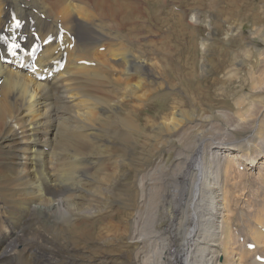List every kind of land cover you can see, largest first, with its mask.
Wrapping results in <instances>:
<instances>
[{
	"label": "bare ground",
	"instance_id": "6f19581e",
	"mask_svg": "<svg viewBox=\"0 0 264 264\" xmlns=\"http://www.w3.org/2000/svg\"><path fill=\"white\" fill-rule=\"evenodd\" d=\"M137 1L141 8L133 13L120 0H0V32L15 12L27 38L31 27L55 38L63 28L66 48L63 70L49 80L0 63V264H261L255 257H264V207L252 204L263 197L237 190L245 179L237 172L249 179L264 175V102L255 106L256 116L249 108L230 118L219 110L207 117L175 109L163 126L150 128L155 135L149 133L156 142L159 130L166 132L162 141L172 144L170 152L161 149L146 163L134 160L128 141L136 112L121 102L143 95L138 90L157 77L150 52L123 25L145 15L164 22L154 1ZM54 43L39 57L40 74L61 56ZM111 44L118 46L116 62L106 60ZM81 75L97 87L80 85ZM258 75L254 92L264 93V71ZM113 87L117 92L108 90ZM193 117L189 133L180 132ZM192 145L180 172L184 148ZM136 163L144 165L130 176ZM144 169L147 176H138ZM237 201L251 205V213ZM129 208L135 212L125 228ZM233 209L250 231L231 228ZM249 216L258 224L254 229L243 221Z\"/></svg>",
	"mask_w": 264,
	"mask_h": 264
},
{
	"label": "rangeland",
	"instance_id": "374dc122",
	"mask_svg": "<svg viewBox=\"0 0 264 264\" xmlns=\"http://www.w3.org/2000/svg\"><path fill=\"white\" fill-rule=\"evenodd\" d=\"M94 1L103 2L104 0ZM120 1L123 2L122 0ZM125 1H128L123 2L126 4V10L131 8L130 10L134 13L135 9L139 10L141 8L140 4L142 3L140 1ZM153 1L155 2V0H152V2ZM159 1V5L155 6L154 2L152 5L158 9V15L164 18L163 23L156 22L157 20L155 21V18H147L145 15V17L141 19L133 17L123 25L126 29L133 28L134 31L136 30V33L132 32L133 30L131 33L138 38V41L141 42V46H146L145 48L150 52L149 56L151 57V63H154L153 68L156 71H152V73L157 77L156 84L153 86L147 84L148 86H143L138 90V92L143 95L138 98H129L121 102L123 108L136 112L135 119L132 120L134 117L131 118L132 133L130 132V137H132L129 139L128 143L130 152L135 158L134 160L143 158L144 163H146L149 158L162 152V150H164L163 152H170L172 149L171 143L170 146L167 147L168 144L162 141L165 138L164 135L166 132L163 134L164 131L159 130L156 142L149 136L155 135L153 134L154 131H151L150 128L163 126L164 120L170 117L173 110L176 109L178 113L180 110L195 111L201 116L207 117H209V114L213 111L219 110L230 118L233 112H237L239 109L249 108L251 113L256 116L259 105H262V102H264V96L262 99L264 93L262 91L254 92L258 86V84H256V81L259 80L258 74L264 71V0ZM101 9L104 13H108L109 11L105 4ZM98 17L99 20H103L104 18ZM109 18L110 17H106L104 22L107 23V19ZM144 21H146V27L144 26ZM178 21H182L187 29L184 26L182 27ZM114 46L118 47L113 44L107 45V52L110 59L106 60L116 62V60L113 59L112 53V51L115 50ZM157 48L160 50L156 51ZM90 56L104 58L101 54H93ZM159 64L164 66V70L158 68ZM97 75L103 76L101 73ZM105 76L118 77L119 75L114 72L106 71ZM123 78L126 79V81L129 79L124 76ZM80 85L90 86L92 88L97 87V85L85 81L83 75H81ZM147 87L152 88L149 89ZM111 89L112 88H108V90L112 92H117L114 87L113 89H115V91ZM105 96V99L110 100L112 98V96L108 94ZM238 102L240 104H238ZM255 106H257L258 109ZM194 118L198 117L188 119V124H184L183 121L185 120H183L181 124L183 123L185 128L182 125L179 129L180 132H188L189 129H186V126L192 124V119ZM221 119L226 122V119ZM222 123L223 122L220 124ZM124 133L127 134L128 129H124ZM134 135L136 139L135 142ZM196 138L197 137L192 136L189 137V139H194L195 142L197 140ZM202 139L204 140L205 138L203 137ZM207 141L208 139L205 140L203 145L207 144ZM145 145H148V150H146L147 147ZM193 145L184 148L186 156L183 159L180 158L182 163L180 172L184 169L186 164L185 160L191 152ZM206 149L207 145H205V150ZM140 150L143 151L141 152ZM112 157L115 163L111 166L116 164L117 154H113ZM222 164L225 167V163L222 162ZM133 165V171L130 170V176H132L139 167H143L144 164L136 163ZM151 166L153 169V165ZM146 170L147 169L138 171L137 175L146 177ZM167 172L169 176L166 181L169 180L173 171L169 169ZM237 173V176H244L242 178H245L240 183L237 190L248 192L249 196L253 192L262 196V199L255 200L252 205H254V207L263 208L264 175L249 179L244 173ZM135 176L130 177L129 181H136L137 179H135ZM131 185L130 188L132 189ZM133 188L134 190L132 189V191L137 190V186H133ZM177 190H180V188L178 187ZM1 196L2 195H0V197ZM231 200L232 198L228 201ZM233 200H235L234 197ZM235 205L245 214L251 213L248 210L251 205L240 203V201H237ZM134 212V209L129 208L127 212L129 216L127 215V218L123 216L124 219H126L125 225L123 224L125 228L128 217L130 218V216H132L131 213ZM232 212L231 228L236 232L250 231V229L241 226V220L237 219L236 216L239 215L235 212V209H233ZM249 217V219L244 217L243 221L254 229L258 224L251 220V216ZM105 221L107 220H102L101 222ZM95 226L98 227V221L95 222ZM106 230V232H109L108 228ZM102 231V229H99L97 232L101 233ZM123 232L122 230L121 234Z\"/></svg>",
	"mask_w": 264,
	"mask_h": 264
}]
</instances>
